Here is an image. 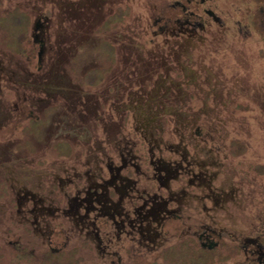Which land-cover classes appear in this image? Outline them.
<instances>
[{"label":"rangeland","instance_id":"obj_1","mask_svg":"<svg viewBox=\"0 0 264 264\" xmlns=\"http://www.w3.org/2000/svg\"><path fill=\"white\" fill-rule=\"evenodd\" d=\"M176 2L201 18L197 32L177 31ZM140 114L153 119L167 158L180 157L169 146L183 137L212 148L215 185L233 198L204 237L201 209L169 221L157 244L118 239L99 223L102 252L70 229L65 193L75 188L61 191L56 177L84 171L90 151L113 154L112 140L124 139L153 176ZM148 179L141 185H157ZM23 186L45 200L36 217L30 196L21 205ZM261 252L264 0H0V264H261Z\"/></svg>","mask_w":264,"mask_h":264},{"label":"flooded vegetation","instance_id":"obj_2","mask_svg":"<svg viewBox=\"0 0 264 264\" xmlns=\"http://www.w3.org/2000/svg\"><path fill=\"white\" fill-rule=\"evenodd\" d=\"M149 116L140 114L138 127L143 128L144 139L149 146V164L154 169L153 176L143 169V157L135 153V143L124 139L112 140L113 154L103 147L90 151L86 162L81 164L84 171L74 169V175L67 173L64 177H56L61 191L69 184L75 188L74 194L65 193L69 198V208L64 210V217L71 218L70 229L77 230L86 238L95 239L102 252L106 251L107 245L100 238L102 229L99 223H103L104 227L110 223L118 239L121 235H127L142 244H157L158 239H164V229H169V221L175 219L187 222L190 210L201 209L207 223L197 219L196 227L204 237L217 232L219 222L213 214L222 207L225 209V205L232 201L231 188L215 185L222 172L215 163L212 148L206 151L198 145L200 141L196 143L192 137H183L181 145L169 146L180 157H165L163 141L155 139L153 119ZM201 141L207 142L206 139ZM186 142L200 150L191 154L187 151ZM131 170L136 177L131 175ZM141 177H148V180L156 181L157 185L142 186ZM174 181L183 185L173 188ZM189 188L200 192L190 191ZM19 192L22 193L21 205L31 198L34 205L40 208L33 206L31 211L37 212L35 217L40 214L45 200L39 192L25 186Z\"/></svg>","mask_w":264,"mask_h":264},{"label":"trees","instance_id":"obj_3","mask_svg":"<svg viewBox=\"0 0 264 264\" xmlns=\"http://www.w3.org/2000/svg\"><path fill=\"white\" fill-rule=\"evenodd\" d=\"M175 6H177V8L180 7V13H181V17H177L176 18V24H177V31H180L181 33L186 32L188 35H190V33L193 32H197L199 30V28L201 26H203L201 18L197 17L196 15H193L191 12H188L186 10V8L183 6V4H181L180 2H176ZM180 16V15H179ZM44 23H41V21L39 20L36 24V28L37 30L41 28V31L39 33H35V37L37 39V41L40 43V56L41 59L43 58L44 53L46 52V45H45V40L43 38V35L45 33L44 29H42ZM167 24L163 23L160 25V30L162 32L165 31V28H167ZM197 133H201L200 131H197ZM202 134V133H201ZM211 247V246H210ZM260 257H261V264H264V253H259Z\"/></svg>","mask_w":264,"mask_h":264}]
</instances>
